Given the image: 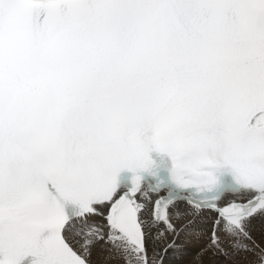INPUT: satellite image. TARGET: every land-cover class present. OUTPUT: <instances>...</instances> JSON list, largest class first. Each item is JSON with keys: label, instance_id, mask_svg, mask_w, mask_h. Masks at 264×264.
<instances>
[{"label": "snow or ice", "instance_id": "6c2138e0", "mask_svg": "<svg viewBox=\"0 0 264 264\" xmlns=\"http://www.w3.org/2000/svg\"><path fill=\"white\" fill-rule=\"evenodd\" d=\"M264 264V0H0V264Z\"/></svg>", "mask_w": 264, "mask_h": 264}, {"label": "bare ground", "instance_id": "6f19581e", "mask_svg": "<svg viewBox=\"0 0 264 264\" xmlns=\"http://www.w3.org/2000/svg\"><path fill=\"white\" fill-rule=\"evenodd\" d=\"M104 264H122V262L108 260V261H105Z\"/></svg>", "mask_w": 264, "mask_h": 264}]
</instances>
